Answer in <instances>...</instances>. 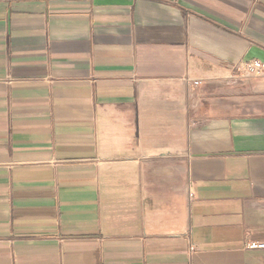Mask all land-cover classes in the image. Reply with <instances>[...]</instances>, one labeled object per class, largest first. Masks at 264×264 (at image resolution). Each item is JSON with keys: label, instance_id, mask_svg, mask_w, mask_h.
Listing matches in <instances>:
<instances>
[{"label": "crops", "instance_id": "0c3cea01", "mask_svg": "<svg viewBox=\"0 0 264 264\" xmlns=\"http://www.w3.org/2000/svg\"><path fill=\"white\" fill-rule=\"evenodd\" d=\"M254 61L264 0H0V264H264Z\"/></svg>", "mask_w": 264, "mask_h": 264}, {"label": "built area", "instance_id": "2783aa9c", "mask_svg": "<svg viewBox=\"0 0 264 264\" xmlns=\"http://www.w3.org/2000/svg\"><path fill=\"white\" fill-rule=\"evenodd\" d=\"M264 74V63L261 61H254L251 64H248L245 68L244 78H255L260 75ZM203 81H189V87L193 88L195 86H199L202 84ZM248 249L250 250H263L264 249V243L262 244H256V243H248L247 244ZM191 250L193 252H198L197 247H192Z\"/></svg>", "mask_w": 264, "mask_h": 264}]
</instances>
